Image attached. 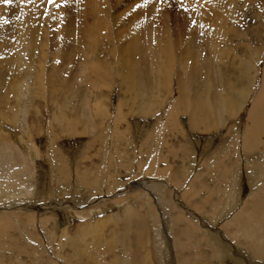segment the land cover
Returning <instances> with one entry per match:
<instances>
[{
	"label": "rangeland",
	"instance_id": "374dc122",
	"mask_svg": "<svg viewBox=\"0 0 264 264\" xmlns=\"http://www.w3.org/2000/svg\"><path fill=\"white\" fill-rule=\"evenodd\" d=\"M117 1L120 2L116 3L113 15L117 18L135 6L139 10L147 5L157 12L158 5L159 9L164 6L167 9L170 18L167 16L163 22H167V30L174 40L172 50L177 57L176 63L168 69L170 90L157 94L155 99L159 102L153 103L154 110L145 113L144 107H148L154 95L150 82L163 79L157 60L150 61L145 68L149 72H138L133 79L138 86V101L144 107L137 108L132 103L136 95L130 92L122 59L115 55V39L108 38L114 36L110 28L116 35L132 21L127 25L128 21L118 20L110 25L103 20L99 22L102 26L97 24L94 30V38H99L101 48L94 55L92 48H87L84 55L87 65L84 63L81 71L79 68L77 77L81 78L83 72L90 76L89 68L99 65L102 70H98L105 73L103 80L83 78L80 85L72 82L52 95L45 89L44 80V86L38 88L31 79L32 75L40 74L41 63L17 57L19 61L16 59L13 67L27 62L30 77L23 79L18 88L6 82L10 93L6 96L11 97L0 106V219L9 222L8 230L0 231V264H264V259L255 258L247 241L243 240L245 233L238 231L234 223L237 214L254 216L253 208L248 205L251 199L249 176L254 173L253 165L257 162L262 163L260 168L264 170V134L254 153V146H248L246 140L252 127L249 113L254 107V98L264 89V0L236 1L245 16L244 25L225 15L220 6L203 7L206 11L214 10L212 13L218 19L225 17L226 25L236 34L241 35L248 27L251 31L248 34L257 35L253 37L252 52L254 57L259 55L258 75L254 94L246 101L239 117L231 119L228 108L219 125L214 124L210 131L197 132L189 130V118L183 116L184 133L181 128L167 133L164 124L178 99L184 97L193 102L195 98L194 91H181L178 82L186 73L180 68L184 66V54L200 56L195 35L198 30L200 35L206 36L203 23L196 17L197 12L190 15L191 9L184 0H155L157 6L154 0ZM56 2L57 10H64L66 2ZM54 4L50 2L49 6L53 8ZM132 5L135 6L132 8ZM10 6L7 4V10ZM154 16L149 17L150 20ZM43 17V28L58 31L62 26L57 20L53 22L48 16ZM98 25L102 28L101 34L97 31ZM150 28L152 32L157 31L155 21ZM7 33V25L2 23L0 42L3 44ZM43 36L40 32V38ZM208 41V37L202 38L200 46L207 53ZM230 45L232 55H236L235 49H240L238 55L245 54L234 39ZM46 49L48 45L42 54L49 55ZM226 49L223 43L220 50ZM152 63L157 67L153 69ZM237 66L236 63L224 68L210 86L200 87L199 98L218 113L223 97L220 92L226 90L229 102L238 103L234 92L246 86L238 78ZM71 77L70 74L67 79ZM31 93L39 94L35 97ZM148 97L150 103H147ZM189 102H185L186 107ZM118 107L129 116L122 125L116 120ZM99 108L106 111L105 117L96 114ZM260 112L264 114V107ZM261 119L264 122V118ZM145 135L149 138L143 137ZM142 141H148L146 147ZM234 142L235 147L231 146ZM219 148L223 152H219L213 166L212 152ZM122 154L124 161H120ZM142 154L145 156L141 157ZM259 157L260 160H256ZM125 168L130 172H125ZM163 168L168 170V176H159ZM238 176L235 207L222 216ZM157 186L164 189L158 192ZM12 215L15 219L9 217ZM255 217L256 220L251 219L252 225L261 227L260 236L264 240V208H258ZM187 227H193L194 233H186ZM210 232L221 237L222 243L230 249L231 255L227 256L231 258L223 261L214 256L219 250Z\"/></svg>",
	"mask_w": 264,
	"mask_h": 264
},
{
	"label": "bare ground",
	"instance_id": "6f19581e",
	"mask_svg": "<svg viewBox=\"0 0 264 264\" xmlns=\"http://www.w3.org/2000/svg\"><path fill=\"white\" fill-rule=\"evenodd\" d=\"M56 1L57 0H55V4L52 6L53 8H51L49 6L50 0H11L10 3H6L5 0H0V25L2 23L6 24L7 32H8L6 34L7 39H5L6 40L5 43L7 45L5 43L3 44L2 41L0 42V59H1L0 60V93H1L0 106L5 104L7 102V99L11 97V95L6 96L10 94L6 82L10 81L11 83L14 84V86L18 88L20 82L22 83L23 79L30 77L29 73L27 72L28 70L27 62L37 61L39 64L41 63L40 74L32 75L31 79L35 80L34 82H36L38 88L44 86L43 85V80H44L45 83L47 84L45 89L52 95L57 91H61L60 88L64 86H68L72 82L79 83L80 85V81L82 82L83 78L84 80L92 79L93 81L99 78L103 80L105 73L101 71L102 68H98L99 65L98 66L93 65L94 67L89 68L90 70L88 71L91 72L90 76H88L87 73L83 72L84 75L81 74L82 79L77 77L79 75L78 72L79 68L81 71L82 67L85 66L84 63L87 65L84 58V55H86L87 48H92L93 55L97 52L98 49L101 48V46H99L100 45L99 38H94V30H96L95 28L97 27V24H100L99 22L103 20L106 21L107 23H110V25L112 23L117 22L118 20L120 21L124 20V21H128L127 25L130 21H132V24L129 25L128 28H124L122 31L121 30L117 31L116 35L113 32L112 28H110L109 31H111L114 36H110L108 38L115 39V43L117 45L115 55L120 57L123 61L122 66L125 68V76L128 77L129 79V82L127 83L131 89V91L130 90L129 91L132 92V94L136 95L135 97H132L131 100L135 107L137 108L144 107L141 101L140 102L138 101L139 100V92L137 91L138 86L134 85L133 82V79H135V77L138 76L137 73L138 72H141L143 74L148 73L149 71H147L145 68H147V65L150 64V61L153 62L154 60H157L156 62L158 63V66L162 69L163 79L157 80L156 82L153 81L150 82L151 88L154 90V95L151 103L149 97L147 98V103L150 104L148 105L147 108L144 107L145 109L144 111L146 114L152 112L154 110L153 103L159 102L156 100L158 98L157 94H159L163 90H165V92L168 93L170 90L169 85L171 86V82L169 81L167 75L168 69L171 66H173V63H176L175 61H177L176 53L174 54L172 50L174 40L171 39L170 33L167 30L168 28L167 22L166 23L163 22V19L167 18V16L168 18H170L167 9L164 8L165 6L163 7L164 9L162 7H161L162 9H159L160 6L158 5L157 8L158 12H157V10L155 11L154 7L148 8L147 5L144 6L140 5L142 9L139 10L135 5H132V8L133 6H135L134 9L127 10L123 14V16H121L120 14L119 17L117 18L113 16L114 11L116 10V6H118L116 3L120 2L117 0H113V1L103 0L102 3H100V0H63V2H66L65 5L66 7H64V10L62 11L57 10L58 3ZM184 1H187V5L191 9L190 15L192 14L195 15V12H197L196 17H199V20H201V23H203V30L206 36L200 35L198 30L195 35V37L198 39L196 40L197 41L196 50L197 53L200 54V56L196 57L190 54V52H186L184 54L185 58L183 59L182 62V64L184 63V66L180 68L183 69L186 73L185 75H183V78L179 80L178 87L181 91L187 89L190 91H194L196 95L193 102L187 101L184 97L176 101L173 109L170 111L169 115L167 116L166 122L164 124V131L167 133L171 131H179L180 128H181L180 130L181 133H184L183 127L181 126V117L183 116H187V118H189V127H188L189 130L197 131V132L200 130L210 131L214 124L219 125L224 120V114H226L225 110H227L228 108H229L228 112L230 114L231 119H236L237 117H239V115H241L240 113L243 111V107L246 104V101L254 94L256 77L258 75V69L256 63L259 55L257 54L256 57H254L253 55L254 52H252V44L254 41L253 37L257 35H255L254 32L252 34H248L251 32L248 27H246L245 32H241V35H238L235 33L236 31L234 29H230L226 25L225 23L226 18L223 17L224 14L221 11H220V15L223 18L218 19L217 15L212 13L214 10L209 11V9H207L206 11L203 9V7L210 5L213 7L220 6V9L225 11V15L227 16L230 15L234 19V21H242V25H244L245 16L243 15L242 11L239 9V6L236 2L237 0H184ZM7 4H11L8 10L6 8ZM155 5L157 6V2ZM44 15L48 16L47 19L50 18L53 22L54 20H57L58 22L61 23L62 26L58 23L61 26L57 28L58 31H55L52 28L51 29L43 28L41 26L42 19H44L43 17ZM153 15H155L153 17V20H150L149 17ZM231 17H227V19L228 18L232 19ZM146 18L147 20L144 21V19ZM207 19L210 20V23L208 24H207ZM153 21H155V24L157 25V31L159 32L157 31L152 32V29L150 27L153 24ZM147 24H149V26ZM101 29L102 28L99 27L98 25V29H97L98 33L101 32ZM197 29H198V25H197ZM40 32L44 33L43 38H40ZM207 37L209 40L207 42V45L209 47L208 53L204 49L200 48V46L202 45V38H207ZM232 39L237 41V43L243 47L242 51H245L244 55L237 54L240 49L234 50L236 55L231 54L232 46L230 44ZM122 40H124L125 43H123ZM223 43L227 47L225 51L220 50L221 45ZM47 45H48V50L46 49V51L49 52V55H47L46 53L47 55L46 56L45 54H42V52L45 50V48H47ZM234 45L235 42L233 43V47ZM95 47H97V49ZM145 52H150L151 54L147 56ZM17 57H21V58L25 57L27 62H24L22 65L18 64L19 67L14 68L13 64L17 63L15 62V60L17 59L19 61ZM235 62L237 63L238 65L237 67L239 69L238 78L241 82H245L243 84H246V86L242 91L236 90L234 92L236 99L239 101L238 103L229 102L226 90L224 93L220 92L221 96L223 97L221 98L222 101L220 103L221 104L219 111L220 113H218L216 110H213L211 107L209 108V106L207 105L208 104L207 101H203L202 99L199 98L198 95L201 90L200 87L201 85H204L205 87L210 86L212 81H214V77L220 76V73L224 70V68L232 64H236ZM42 63H45L44 65L46 66V69H44L45 66H43ZM152 65H153V69L157 67L156 63H152ZM49 70L50 72H48ZM85 71H87V69ZM45 72H47L48 74H46ZM70 74L73 77L67 79L69 78ZM154 75L156 78L159 77V74L157 72H155ZM31 94L35 95L36 97L37 93L36 94L31 93ZM161 94L163 93H160V95ZM155 97L157 98L155 99ZM263 97H264V89L260 90L259 94L255 96L254 107L249 113V121L252 127L246 136V140L248 146L249 145L254 146L253 153L256 150L255 148L256 144L264 134V122L261 119V117L264 118V114L260 112L263 110L264 107ZM185 102H189L190 105L186 107ZM229 105L232 106L229 107ZM99 106L101 107V105ZM99 109L100 110H97L96 114L98 115L99 113L100 117L102 116L105 117L107 114V113L105 114L106 111H101V108ZM259 113L261 116L259 115ZM127 117L129 116L124 115L122 109L118 107L116 120L120 121L119 125H122L121 123L126 122ZM143 137H147V136L145 135ZM147 142L148 141H142V145L145 146ZM231 146L235 147V142ZM205 149H206L205 150V155H206L207 148ZM220 151L221 153L223 152V150L220 148L214 149L212 152L213 154L212 158L215 161V164H213V166L216 165L218 161L217 157H219ZM248 151H250V149H247V152ZM122 156L124 155L122 154L119 156L120 161L123 160L122 158H124ZM144 156L143 154L141 155V157ZM223 158L224 156L221 157V159ZM257 159L260 160V157L256 158V160ZM261 164H262L261 162L255 163L253 165L254 173H251V175L249 176V181L251 185V195H250L251 199L248 205H250L253 208L252 214L254 216L251 215V216L242 217L241 215L237 214L236 221L234 223H236L235 225L238 231L241 229V232L243 231L245 233L244 234L245 238L243 240H245V242L247 241L248 248L252 250L253 254H255V258L264 259V240L261 239L260 236L261 227L252 225V220H256L255 218L257 216L255 217V215H257L258 208H264V170L260 168ZM121 167L123 166H120V168ZM127 171L128 169H126L125 172ZM167 174H168V170H165L164 168L159 172V176L161 177H165ZM239 180L240 177L238 176L235 180L236 185L233 186V191L230 194V198H228V200L225 203V210H224L225 213H223L222 216L230 212V210L234 206L233 201L235 202L234 198L236 196V192L239 187L238 186ZM155 188L156 190H158V192L164 189L161 186H157ZM166 205L168 206V208H170L171 204L167 202ZM9 217L15 219L13 218L14 215ZM32 222H34V220H32ZM231 223L232 225H234L233 222ZM15 224L18 225L16 222ZM247 224L250 227V228L248 227L249 229L245 227ZM8 226H9L8 220L0 219V231L2 233L3 232L5 233V230H8L9 228ZM243 226L245 227V229H243ZM230 228L228 229L230 230ZM192 229L193 227H187L186 233L187 232L190 234L191 232L194 233ZM233 232H235V230ZM209 235L213 238L212 240H214V243L215 245H217L216 247L219 250V252L215 251L218 252V254L216 253L214 256L218 258L221 257L223 261L231 258L230 256H227V254L231 255L230 249L227 247L225 243H222V240L220 239L221 237H217L215 236L216 234L213 235L211 232ZM190 240L193 239H189V241ZM247 254L251 256L249 253ZM236 256H238V254ZM184 261L186 260H183V262Z\"/></svg>",
	"mask_w": 264,
	"mask_h": 264
},
{
	"label": "snow or ice",
	"instance_id": "6c2138e0",
	"mask_svg": "<svg viewBox=\"0 0 264 264\" xmlns=\"http://www.w3.org/2000/svg\"><path fill=\"white\" fill-rule=\"evenodd\" d=\"M5 2H6V3H10V2H11V0H5ZM50 2L54 3V2H55V0H50Z\"/></svg>",
	"mask_w": 264,
	"mask_h": 264
}]
</instances>
